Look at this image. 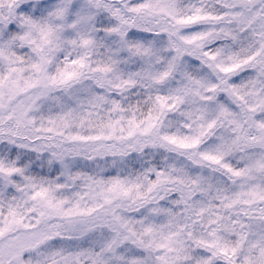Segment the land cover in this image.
Segmentation results:
<instances>
[{"label": "snow or ice", "instance_id": "1", "mask_svg": "<svg viewBox=\"0 0 264 264\" xmlns=\"http://www.w3.org/2000/svg\"><path fill=\"white\" fill-rule=\"evenodd\" d=\"M0 264H264V0H0Z\"/></svg>", "mask_w": 264, "mask_h": 264}]
</instances>
